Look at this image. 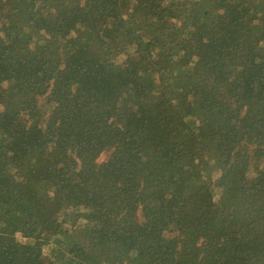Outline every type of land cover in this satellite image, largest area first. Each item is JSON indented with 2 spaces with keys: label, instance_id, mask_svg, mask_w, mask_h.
<instances>
[{
  "label": "trees",
  "instance_id": "trees-1",
  "mask_svg": "<svg viewBox=\"0 0 264 264\" xmlns=\"http://www.w3.org/2000/svg\"><path fill=\"white\" fill-rule=\"evenodd\" d=\"M0 264H264V0H0Z\"/></svg>",
  "mask_w": 264,
  "mask_h": 264
},
{
  "label": "rangeland",
  "instance_id": "rangeland-1",
  "mask_svg": "<svg viewBox=\"0 0 264 264\" xmlns=\"http://www.w3.org/2000/svg\"><path fill=\"white\" fill-rule=\"evenodd\" d=\"M105 158V154H102V155H100V157H99V159H104ZM18 238H20L19 236H18Z\"/></svg>",
  "mask_w": 264,
  "mask_h": 264
}]
</instances>
